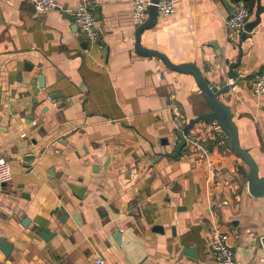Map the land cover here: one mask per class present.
Masks as SVG:
<instances>
[{
    "label": "crops",
    "instance_id": "0c3cea01",
    "mask_svg": "<svg viewBox=\"0 0 264 264\" xmlns=\"http://www.w3.org/2000/svg\"><path fill=\"white\" fill-rule=\"evenodd\" d=\"M55 1L39 14L28 0H0V155L13 172L0 193V236L11 244L0 264H214L212 223L241 264H264V197L248 192V166L213 121L179 146L175 121L210 110L193 75L134 52L132 0H87L94 40L69 14L83 0ZM229 14L223 0H180L141 43L218 81L217 51L238 54ZM241 48L237 81L218 98L264 175V93L252 90L264 11ZM67 181L85 187L81 198Z\"/></svg>",
    "mask_w": 264,
    "mask_h": 264
},
{
    "label": "water",
    "instance_id": "95a60500",
    "mask_svg": "<svg viewBox=\"0 0 264 264\" xmlns=\"http://www.w3.org/2000/svg\"><path fill=\"white\" fill-rule=\"evenodd\" d=\"M158 0H150V3L146 9L147 17L139 23L134 31V52L143 57H156L158 58L167 68L170 70L192 74L195 83L200 89L201 94L205 98L210 110L202 112L195 117H192L185 123L181 129L176 130V136L179 139V146H183L185 143V137L187 136L190 128L199 121L209 120L213 121L217 131L223 133L226 138V144L232 151L248 166L247 173V190L250 195L254 197H264V175H260L258 163L255 161L254 157L250 152L242 147L239 142L237 126L232 119V113L229 106L223 101L219 100V96L227 91H229L236 83L239 73L235 68L240 64L242 56L241 44L247 37V34L252 32V30L261 21V14L264 11V6L261 4V0H256L255 8L253 11V16L251 19L245 22L243 30L241 31L240 40L238 42V54L234 61H230L229 58L223 57L222 51H217L218 56V81H214L206 77L202 70L193 62H182L174 63L167 55L154 48L146 47L141 43V34L144 30L150 29L156 23L158 16L157 3ZM225 6L227 7L230 14L234 13L238 7L243 6L244 2L239 1L236 5H231L228 0H223ZM226 77V78H225ZM40 86H42L41 77H38ZM226 79H231L232 81L228 83ZM6 183L0 185V193L4 192ZM67 186L70 188L72 193L77 197L81 198L84 186H81L75 182L67 181ZM5 189V190H4ZM100 210V209H99ZM102 216H105L103 214ZM27 220V219H26ZM24 224V221L22 222ZM36 232L44 239H46L50 233L43 229H36ZM115 236L119 237L120 232L117 231ZM261 244L264 248V236L261 237ZM11 249V244L6 241L5 237L0 236V250L7 255ZM185 252L193 255V249L190 247H185Z\"/></svg>",
    "mask_w": 264,
    "mask_h": 264
},
{
    "label": "built area",
    "instance_id": "2783aa9c",
    "mask_svg": "<svg viewBox=\"0 0 264 264\" xmlns=\"http://www.w3.org/2000/svg\"><path fill=\"white\" fill-rule=\"evenodd\" d=\"M36 13H44L52 9L56 5L55 0H28ZM180 0H158L156 3L157 11L159 15L170 16L176 11V5ZM150 3V0H132L130 15L133 21L138 25L146 17V9ZM69 14L72 17L74 23L78 26L79 30L84 33L88 39L94 40L98 36L97 20L95 17L93 5L83 0L79 5L69 10ZM253 11L247 5L238 7V9L224 17V25L237 32L243 30V26L246 21L251 19ZM252 90L254 94L261 95L264 93V68L255 78ZM34 123V122H33ZM184 123L177 120L175 121V127L181 129ZM25 133H21L23 136ZM195 146L201 145L198 142L191 141ZM12 169L8 160L0 155V185L7 183L12 179ZM229 234L222 230L217 223H212L209 227L206 242L210 253L213 255L214 264H241L236 260L234 250L228 241ZM96 264H103L100 258L96 259Z\"/></svg>",
    "mask_w": 264,
    "mask_h": 264
},
{
    "label": "trees",
    "instance_id": "16d2710c",
    "mask_svg": "<svg viewBox=\"0 0 264 264\" xmlns=\"http://www.w3.org/2000/svg\"><path fill=\"white\" fill-rule=\"evenodd\" d=\"M242 1L247 4V6L250 8V10L254 11L256 0H242Z\"/></svg>",
    "mask_w": 264,
    "mask_h": 264
}]
</instances>
